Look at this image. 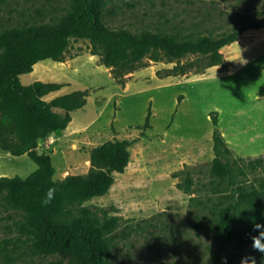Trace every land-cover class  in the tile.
Masks as SVG:
<instances>
[{
    "label": "rangeland",
    "instance_id": "obj_1",
    "mask_svg": "<svg viewBox=\"0 0 264 264\" xmlns=\"http://www.w3.org/2000/svg\"><path fill=\"white\" fill-rule=\"evenodd\" d=\"M70 10L71 0H0V34L56 24ZM104 22L114 31L180 37L262 28L223 48L224 63L203 74L171 76L194 56L144 59L122 85L91 54L89 39L73 38L64 62L44 60L20 76L23 85L63 84L60 96L88 93L67 133L38 151L52 158L55 180L87 174L98 145L131 143L130 164L109 193L70 207L66 219L84 208L99 221L116 219L112 264H218L215 223L232 211L238 234L230 253L239 264L249 255L264 264L251 239L253 223L264 224V0H107ZM214 117L231 151L222 156L230 172L223 178L212 174ZM37 168L27 155L0 161L9 178H27ZM35 244L23 212L0 196V264H68L62 254L35 255Z\"/></svg>",
    "mask_w": 264,
    "mask_h": 264
},
{
    "label": "trees",
    "instance_id": "obj_2",
    "mask_svg": "<svg viewBox=\"0 0 264 264\" xmlns=\"http://www.w3.org/2000/svg\"><path fill=\"white\" fill-rule=\"evenodd\" d=\"M106 6L107 0H71L70 12L56 24L18 27L0 34V150L14 157L27 155L38 166L27 178L1 177L0 196L9 207L23 212L35 235V255L62 254L68 264H112L109 235L116 227V219L99 221L85 208L70 220L66 215L70 207L109 193L115 175L123 174L130 164L131 143L111 140L98 145L90 151L87 174L55 180L53 160L38 152L39 143L68 128L72 114L87 105L88 93L76 91L48 102L44 98L60 91L63 84L36 81L23 85L20 76L32 73L34 66L44 60L64 62L73 38L89 39L93 45L91 54L100 56L101 64L111 69L114 79L122 85L144 59L158 62L166 57L180 61L194 56L190 63H178L171 76L203 74L224 63L223 48L237 42L247 30L262 28L260 24H245L218 36L135 35L109 29L104 22ZM212 122L217 155L212 174L223 178L230 172L222 156L231 151L217 128V118ZM49 188L56 189L55 197L45 206L42 200ZM237 234L232 211L221 213L214 227L218 264H225V260L226 264H239L230 253Z\"/></svg>",
    "mask_w": 264,
    "mask_h": 264
},
{
    "label": "clouds",
    "instance_id": "obj_3",
    "mask_svg": "<svg viewBox=\"0 0 264 264\" xmlns=\"http://www.w3.org/2000/svg\"><path fill=\"white\" fill-rule=\"evenodd\" d=\"M55 188H49L46 193V197L42 200V204L47 206L55 197ZM253 231L256 233L255 236H252L253 241L252 248L255 252H260L264 254V224L262 223H253ZM226 264V260H225ZM241 264H257L256 257L253 255L246 256L242 258Z\"/></svg>",
    "mask_w": 264,
    "mask_h": 264
},
{
    "label": "crops",
    "instance_id": "obj_4",
    "mask_svg": "<svg viewBox=\"0 0 264 264\" xmlns=\"http://www.w3.org/2000/svg\"><path fill=\"white\" fill-rule=\"evenodd\" d=\"M61 91V90H60ZM60 91H58V92H54V93H51V94H49L48 96H46L44 99L46 100V101H48V102H50V101H52L53 99H55V98H57V97H59L60 96ZM63 96V95H62ZM73 115V114H72ZM72 119H73V117H72ZM73 121V120H72ZM72 123V122H71ZM70 123V124H71ZM70 129V125L68 126V128L66 129V130H64L63 132H61L60 134H52V135H50L49 137H53V140H54V142L57 140V137L59 136V135H61V134H66L67 133V131ZM48 137V138H49ZM48 138L46 139V140H43V141H40V143H39V146H38V151H39V149L41 148V146H42V144L44 145V144H46L47 146H48V148H49V146L51 145V144H49L48 143ZM11 158V157H13L11 154H9V153H5V152H0V161H6L8 158ZM1 177H6V174L2 171H0V178Z\"/></svg>",
    "mask_w": 264,
    "mask_h": 264
},
{
    "label": "built area",
    "instance_id": "obj_5",
    "mask_svg": "<svg viewBox=\"0 0 264 264\" xmlns=\"http://www.w3.org/2000/svg\"><path fill=\"white\" fill-rule=\"evenodd\" d=\"M53 142H54L53 137H49V138H48V143H49V144H53Z\"/></svg>",
    "mask_w": 264,
    "mask_h": 264
}]
</instances>
